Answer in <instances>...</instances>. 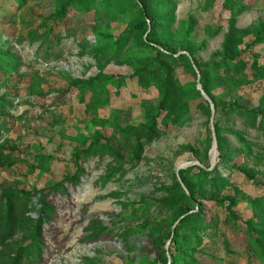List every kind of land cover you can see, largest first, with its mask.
<instances>
[{"label": "rangeland", "instance_id": "374dc122", "mask_svg": "<svg viewBox=\"0 0 264 264\" xmlns=\"http://www.w3.org/2000/svg\"><path fill=\"white\" fill-rule=\"evenodd\" d=\"M141 1L0 0V264H264V0Z\"/></svg>", "mask_w": 264, "mask_h": 264}, {"label": "trees", "instance_id": "16d2710c", "mask_svg": "<svg viewBox=\"0 0 264 264\" xmlns=\"http://www.w3.org/2000/svg\"><path fill=\"white\" fill-rule=\"evenodd\" d=\"M130 6L127 7V11H131V10H135L136 13L140 16V20H139V23H137L135 26H133L132 29H145V30H148L150 31L151 33H149L147 35V37L151 40H153L157 33L155 32L156 29H155V26L153 25L155 20L152 19L153 18V14L154 12L152 11L151 9V5L146 3V2H142L141 3L139 2H136V0H130ZM159 11H161L159 9ZM264 34V27H261L260 30L257 32L256 34V38L255 40L252 42V46L253 45H256V44H259L261 42V37L263 36ZM104 38H107L109 40H111L112 38H110L109 36H103ZM143 47L141 48H151L152 49H155L156 47L154 45L156 44H148V43H141ZM157 49V48H156ZM146 68H144L143 70L139 71L140 74L142 73H145ZM164 70V68H163ZM165 71V70H164ZM165 74L167 76L168 73H166L165 71ZM166 76L165 78L163 79L162 83L159 84V86L161 87L162 86V93H161V99H160V103L158 105V109H157V113L156 115H159V113L161 111L163 112H166V110H168L169 108V101H170V98H171V94L169 93V90L167 89V80H166ZM88 88L93 91V93H96L97 91L94 90L92 88V84L91 83H88L87 84ZM216 111L218 112V118H220L221 116V112H220V109H232L234 111H237V112H240V113H246L248 115H253V116H260L262 118V121L264 123V110H261V111H246L244 110L243 108L241 107H238L236 105H229V106H224V105H220V106H216ZM216 127V125H215ZM152 126L150 127V129L147 130V133L142 136V137H138V139H136L135 141V147H134V153L132 154V157L131 159H137L139 158L140 156V153H141V146H142V142H141V139H145V140H149L150 139V132L152 130ZM101 143V140L100 138H97L95 139L90 145L89 147H87L86 149H83V150H77L76 153H75V158L78 159L79 156H84V157H87L90 155V153L92 152H95L96 149H98L99 145ZM218 144V147L220 146V142L218 141L217 142ZM105 149L108 150L111 154H113L115 157L117 158H120V160L122 161V157H120L119 155L115 154L114 152V148L111 147L110 145L108 146H105ZM132 160V161H133ZM132 161H128L130 164H132ZM198 171H199V175L200 176H204V175H207L208 173L206 172V169L205 168H202V167H197ZM117 172V171H116ZM253 177H250L248 176L247 179H252ZM75 179V176L71 179L72 181ZM182 180L183 182L185 183V179L182 177ZM63 187V184L62 183H58L56 185H54L53 187L51 188H47V189H44V190H50V191H53V190H57V189H60ZM39 193H43L42 191H37L36 189H32L30 190L29 192H24V191H11L10 193H8L7 196H10V197H18V196H23L25 198H31V197H34L36 194H39ZM214 202L217 203L219 206H224L229 217H234V212L232 211V207L234 206V202L233 201H230V199H223V200H215L214 199ZM200 217L198 216L195 220H198ZM180 222H182L180 220ZM36 228H38V230L40 229V224H39V221L36 222ZM193 234V233H192ZM174 241L171 240L170 244H169V250L166 253L162 254L161 257H159V263L160 264H177V261H176V258L177 256L175 255L176 253V249H175V245L173 243ZM179 264V263H178Z\"/></svg>", "mask_w": 264, "mask_h": 264}, {"label": "water", "instance_id": "95a60500", "mask_svg": "<svg viewBox=\"0 0 264 264\" xmlns=\"http://www.w3.org/2000/svg\"><path fill=\"white\" fill-rule=\"evenodd\" d=\"M212 113H213V111H212Z\"/></svg>", "mask_w": 264, "mask_h": 264}]
</instances>
